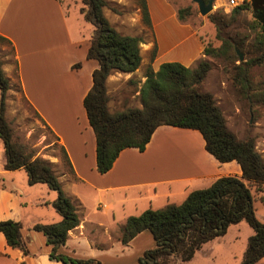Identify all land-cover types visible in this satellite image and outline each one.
Instances as JSON below:
<instances>
[{
	"label": "crops",
	"instance_id": "0c3cea01",
	"mask_svg": "<svg viewBox=\"0 0 264 264\" xmlns=\"http://www.w3.org/2000/svg\"><path fill=\"white\" fill-rule=\"evenodd\" d=\"M106 1L118 8V11L104 9L110 24L123 35L141 39L139 68L130 73L112 72L107 78L110 111L141 106L139 89L148 66L157 70L164 62H179L194 67L205 57L207 40L200 31L205 21L197 26L181 22L174 0H145L149 25L142 20L137 0ZM250 3L247 0L244 4ZM127 4L129 7H125ZM243 11L252 15L250 9L239 13ZM252 18L258 25L253 15ZM63 25L61 0H0V35L10 41L12 51V64L7 57L2 59L4 74L11 82H17L41 123L54 134L57 144L64 147L74 171L73 175L62 171L61 176L68 187L65 194L78 206L79 225L68 232V239L59 251L84 259L97 260L107 254L116 259L132 260L135 256L139 259L155 247V241L145 230L127 245L122 244L118 239L119 230L129 216L169 203L178 204L173 199L183 200L191 191L206 188L219 177L240 176L241 169L235 160L222 163L209 154L198 131L162 125L156 128L143 151L126 148L109 171L99 173L95 136L83 106V99L92 86V72L98 67L96 60L86 57L94 27L88 29L87 35L69 33L71 38L67 42L80 51L64 64L62 47L65 44L60 38ZM77 63L80 66L76 68ZM63 74L67 76L62 78ZM115 81L119 82V88L112 89L110 85ZM124 85L136 86L129 92L124 90ZM111 103L119 108L113 110ZM46 158L55 165L59 162L56 157ZM4 163L2 151L0 221L22 224L28 254L8 246L0 233V264H63L48 258L50 247L44 235L32 229L35 223L48 224L61 219L52 206L57 195L48 187L30 184L23 168L6 170ZM78 186L94 192L93 212L87 209L82 191L72 192Z\"/></svg>",
	"mask_w": 264,
	"mask_h": 264
},
{
	"label": "trees",
	"instance_id": "16d2710c",
	"mask_svg": "<svg viewBox=\"0 0 264 264\" xmlns=\"http://www.w3.org/2000/svg\"><path fill=\"white\" fill-rule=\"evenodd\" d=\"M207 3L209 0H203ZM84 19L94 26L87 49V59L96 60L92 72V86L83 99L88 122L96 145V170L109 171L119 154L126 148L143 151L152 134L162 125L198 131L204 139L205 150L219 162L235 160L241 175L217 178L210 186L191 191L180 204H167L158 209H146L137 216H129L119 230V241L127 245L142 231H149L155 247L144 252L136 264H178L190 261L203 244L226 234L230 225L245 221L253 234L239 264H256L264 257V223L252 208L250 187L264 191V159L255 147V138L239 139L228 128L221 107L213 94L201 90L200 85L212 69L210 58L221 59L230 75L237 94L249 98L252 89L250 69L264 63V0H251L232 10L228 18L219 12L208 15L216 28L220 45L205 42V57L194 67L179 62H164L157 70L148 66L145 80L139 89L140 107L124 106L110 111L106 81L112 72L130 73L141 64L140 38L119 33L108 21L104 9L106 0H81ZM143 22L149 25L146 1H140ZM250 9L259 28L252 40L248 36L229 32L227 28L234 14ZM191 7H177V17L188 22ZM0 40L11 45L0 35ZM12 48V47H11ZM238 52L244 57L239 59ZM80 66L79 63L74 67ZM10 81L4 74L0 58V139L4 145V169L23 168L29 183H45L57 196L52 206L60 214L57 222L35 223L32 229L41 232L50 247L48 258L63 264H100L92 258H75L59 251L68 239V232L79 225L78 206L60 185L54 166L35 156L13 136V129L5 117L4 96ZM20 90V89H19ZM61 161L71 175L72 165L63 146ZM18 221H0V233L12 248L28 254Z\"/></svg>",
	"mask_w": 264,
	"mask_h": 264
},
{
	"label": "rangeland",
	"instance_id": "374dc122",
	"mask_svg": "<svg viewBox=\"0 0 264 264\" xmlns=\"http://www.w3.org/2000/svg\"><path fill=\"white\" fill-rule=\"evenodd\" d=\"M127 1L129 2V0ZM140 1L141 0H137L139 7ZM174 1L179 7H191L192 14L189 16L188 22L197 26L203 24L205 21V24L200 29L201 34L211 45L215 47L220 45V41L216 38V28L209 20L208 15L219 12L223 17L228 18L233 10V8H229L227 3L228 0H214L212 11L206 15L200 14L197 4L192 0ZM61 2L64 10L65 26L63 25L61 28L60 38L65 44L63 45L62 50L64 52V64H67V61L71 56L74 54L78 55L80 51V49H77L75 46L67 42L68 37H70L69 33L71 32L72 36L77 35L78 32L87 35L88 29L94 26L84 19L80 10L85 6L81 0H61ZM107 7L112 11H118V8L110 3H108ZM125 7H129V4ZM227 30L234 34L238 33L240 36L246 35L248 36V40H252L257 34L259 28L255 24L251 13L249 11H243L234 14L233 21ZM11 52L10 45L0 40V58L3 59L7 57L12 64ZM210 60L212 63V69L201 83V90L213 94L224 113L228 128L237 138H255V147L258 152L262 154L264 159V63L253 66L250 69L252 89L249 92V98L245 99L237 94L234 89L230 75L224 70L222 60L216 58H210ZM4 68L8 72V65ZM13 74H16L15 70L13 71ZM66 76L67 75L63 74L62 78H65ZM9 81L10 88L4 96L5 117L13 129V136L19 142L23 143L29 150L32 149L35 156L42 157L46 160H48V158H46L48 156L49 158H58V164L55 165L54 163H51L54 166L53 168L58 177L61 188L65 193V191L68 190V187L65 178L61 176V172H67V170L64 168L61 161L60 145L57 144L54 134L48 129V127H45L44 124L41 123L37 113L34 112L30 104L25 100L19 90L20 87L17 85V82H11L10 79ZM122 83L124 84V82ZM118 84L119 82L117 81L112 82L110 87L112 89L116 87L119 88ZM126 86V89L124 90L133 92L132 88L134 89L136 85ZM1 97L2 94L0 91V103ZM135 104H138V101L135 102ZM115 106V103H111V108L113 110L119 108H115ZM2 151H4V146L0 139V152ZM36 185H40L37 187H41V185L42 187H48L45 183H37ZM250 189L254 213L257 219L264 223V191L258 192L253 186L250 187ZM79 190L82 191L85 196L84 199L86 205H88L87 209L93 212L94 204L92 203V197L94 196V192L82 186L76 187L72 192ZM53 193L57 195L55 191ZM173 200L179 204V202L184 199L177 198ZM94 213L95 215H98L96 211ZM108 216L110 217V215ZM106 221L107 218L105 217L104 222ZM252 234L253 229L245 221H240L237 224L230 225L225 235L203 244L202 247L195 252L190 261L177 262L178 264H239L246 249L247 240ZM101 241L105 242V238H102ZM97 260L100 264H136L138 262V257L135 256L132 260H129V258L116 259L113 255L107 254L101 256L100 259ZM256 264H264V257Z\"/></svg>",
	"mask_w": 264,
	"mask_h": 264
},
{
	"label": "water",
	"instance_id": "95a60500",
	"mask_svg": "<svg viewBox=\"0 0 264 264\" xmlns=\"http://www.w3.org/2000/svg\"><path fill=\"white\" fill-rule=\"evenodd\" d=\"M192 1H194L197 4L201 15H206L209 12H211L213 9L214 0H209L207 3H205L203 0H192ZM238 55H239V59L242 60L243 55L240 52H238Z\"/></svg>",
	"mask_w": 264,
	"mask_h": 264
},
{
	"label": "built area",
	"instance_id": "2783aa9c",
	"mask_svg": "<svg viewBox=\"0 0 264 264\" xmlns=\"http://www.w3.org/2000/svg\"><path fill=\"white\" fill-rule=\"evenodd\" d=\"M246 1L247 0H228L227 3H228L229 7L234 8V7H237V6L241 5V4H244Z\"/></svg>",
	"mask_w": 264,
	"mask_h": 264
}]
</instances>
